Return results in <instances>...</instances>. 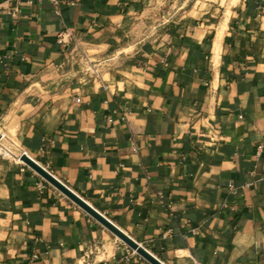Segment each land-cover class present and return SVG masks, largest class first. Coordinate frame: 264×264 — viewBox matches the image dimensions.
Instances as JSON below:
<instances>
[{"label":"crops","instance_id":"obj_1","mask_svg":"<svg viewBox=\"0 0 264 264\" xmlns=\"http://www.w3.org/2000/svg\"><path fill=\"white\" fill-rule=\"evenodd\" d=\"M158 2L0 0V264H150L23 152L165 264H264V0L125 42Z\"/></svg>","mask_w":264,"mask_h":264},{"label":"rangeland","instance_id":"obj_2","mask_svg":"<svg viewBox=\"0 0 264 264\" xmlns=\"http://www.w3.org/2000/svg\"><path fill=\"white\" fill-rule=\"evenodd\" d=\"M156 6L148 8L143 14V22L136 23L128 30V38L125 42L132 44L133 39L140 42L141 46L146 44L152 46L155 40L161 36L171 33L174 29L179 28L180 20L183 16L187 19L193 17L200 18L203 13L210 14V6H203L204 0H175L167 3L164 0H158ZM198 1H200L198 3ZM210 3V2H209ZM176 26V27H175ZM117 59L112 56L108 62H113Z\"/></svg>","mask_w":264,"mask_h":264},{"label":"water","instance_id":"obj_3","mask_svg":"<svg viewBox=\"0 0 264 264\" xmlns=\"http://www.w3.org/2000/svg\"><path fill=\"white\" fill-rule=\"evenodd\" d=\"M20 160L29 168H31L34 172H36L39 176H41L48 184L59 190L68 199H70L82 210H84L89 216H91L94 220H96L99 224H101L104 228H106L109 232H111L114 236H116L120 241H122L125 245H127L134 253L144 258L150 264H165L161 260H159L156 256H154L151 252H149L146 248H144L141 244H139L130 236H128L125 232H123L119 227H117L114 223H112L103 214H101L99 211L93 208L88 202H86L83 198H81L69 187H67L63 182H61L58 178H56L52 173H50L37 161H35L26 154H23L20 157Z\"/></svg>","mask_w":264,"mask_h":264},{"label":"built area","instance_id":"obj_4","mask_svg":"<svg viewBox=\"0 0 264 264\" xmlns=\"http://www.w3.org/2000/svg\"><path fill=\"white\" fill-rule=\"evenodd\" d=\"M11 2H14V3H16V6L14 7V9H13V12H11V15L12 16H17L18 14H19V12H20V8H19V4H20V2H22V1H27V2H30V3H32L34 0H10ZM54 6H56V7H58L59 5H60V2H61V0H49ZM95 73H97V72H95ZM77 102H81V100L80 99H77ZM124 119H125V117H124ZM2 137V136H1ZM0 147L1 148H3L2 147V145H1V139H0ZM136 149V148H135ZM4 153L5 154H9V152H7V150H4ZM23 154H26L27 155V153L26 152H23ZM22 154V155H23ZM20 160V159H19ZM38 259V256L36 255V254H34L33 256H32V258H31V260L32 261H34V260H37Z\"/></svg>","mask_w":264,"mask_h":264}]
</instances>
